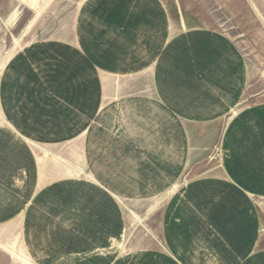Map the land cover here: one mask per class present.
I'll list each match as a JSON object with an SVG mask.
<instances>
[{
  "label": "crops",
  "instance_id": "0c3cea01",
  "mask_svg": "<svg viewBox=\"0 0 264 264\" xmlns=\"http://www.w3.org/2000/svg\"><path fill=\"white\" fill-rule=\"evenodd\" d=\"M79 18L70 43L28 47L13 58L0 82V127L34 152V195L55 183L38 198L36 212H50L52 223L62 224L75 237L86 228L101 225L79 215L77 208L89 205V210H104L110 204L109 196L114 204L126 200L119 195L159 196L178 181L173 182L174 174L168 169L174 158V117L200 114L205 94L211 92L216 97L223 80L227 81L223 68L231 66L229 52L213 35H172L158 0H87ZM143 85L147 90L143 91ZM254 112L237 117L226 131L223 180L228 183L221 186L230 187L239 196L264 197V123L263 116L252 117ZM36 152H42L45 159L36 157ZM142 162L150 165L148 172L154 175L131 187L130 174L136 181L137 164ZM65 181L81 189V194L65 199L64 186H56ZM93 196L97 197L91 198L95 204L87 199ZM63 211L67 220L59 217ZM113 211L116 216L117 210ZM23 215L21 211L4 223L19 218L22 229ZM222 219L225 227L220 230L225 229L229 237L242 235L240 225L232 224L236 219L232 213ZM36 222L29 217L26 224L34 229L39 226ZM195 224L192 227L199 226ZM37 233L39 237L41 232ZM32 235L35 233H30V239ZM73 241L96 244L100 239L88 235ZM254 242L252 247L247 244L236 250L247 252L238 257L233 254L238 244L230 239L225 247L226 253L233 254L228 256V264L235 260L236 264H264V251H257ZM22 243L35 264L23 234ZM188 251L184 243L174 251L177 264H191ZM165 252L168 254L167 249ZM200 257L197 259H203Z\"/></svg>",
  "mask_w": 264,
  "mask_h": 264
},
{
  "label": "rangeland",
  "instance_id": "374dc122",
  "mask_svg": "<svg viewBox=\"0 0 264 264\" xmlns=\"http://www.w3.org/2000/svg\"><path fill=\"white\" fill-rule=\"evenodd\" d=\"M86 1L0 0V82L13 58L28 47L38 43H70L76 36ZM158 1L172 35L188 32L213 35L229 52L231 63L229 69L223 68L227 81L223 80L216 97L211 92L205 94L200 114L174 117V158L168 169L174 174L173 182L179 178L178 181L159 196L119 195L126 199L122 204H114L113 198L106 196L110 204L109 208L104 207L108 208L105 213L96 208L89 210V205L77 208L79 215L92 218L95 225L101 224L84 229L86 232L79 229L82 233L78 234L98 237V243H77L73 240L85 237L71 236L70 229L52 223L54 217L50 212L37 214L34 205L38 198L55 183L34 195L37 185L34 152L7 128L0 127V264H33L25 252L22 234L35 264H177L174 251L180 250L183 243L189 248L191 264H228V256L247 254L236 250L245 249L247 244L252 247L254 241L256 250L264 251V197L239 196L230 187L221 186L228 183L223 180L226 153L222 144L230 123L252 110H255L252 117L263 116L261 123H264V0ZM144 85L143 91L147 90ZM0 122H3L1 113ZM36 153V157L44 158L42 152ZM88 162L86 171L91 166ZM137 166L138 179L135 181V175L130 174L131 187L141 178L154 175L153 171L148 172L150 165L142 162ZM117 181L113 182L115 187ZM70 183L56 184L64 186L63 197L68 200L75 193L81 194V189ZM91 198L97 197L87 198L93 203ZM134 198L141 200L128 201ZM21 211H24L22 229L19 218L4 223ZM229 213L236 217L232 224L240 225L242 235L229 237L225 229L220 230L225 227L222 217ZM59 215L68 219L64 211ZM29 217L39 221V226L28 227ZM194 223L199 226L192 227ZM30 231L35 233L34 241L29 237ZM230 239L238 246L229 255L225 247ZM198 256L203 259L198 260Z\"/></svg>",
  "mask_w": 264,
  "mask_h": 264
}]
</instances>
